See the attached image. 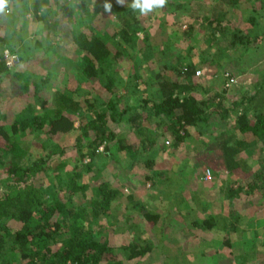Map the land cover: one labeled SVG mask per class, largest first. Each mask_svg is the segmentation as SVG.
Instances as JSON below:
<instances>
[{"label":"trees","instance_id":"16d2710c","mask_svg":"<svg viewBox=\"0 0 264 264\" xmlns=\"http://www.w3.org/2000/svg\"><path fill=\"white\" fill-rule=\"evenodd\" d=\"M19 1H22L20 10L18 6H13ZM176 1L168 0L165 7L172 11L173 19L174 15L179 16V20L173 22L172 27L169 26V32L173 30L169 36L175 39L171 46L164 45L159 51L154 50L153 45L150 48L140 47L145 41L136 37L137 22L128 24V28L121 25L115 27L114 32L107 36V41L102 39L104 36L101 33L88 29V24H85L82 29L72 30L75 32L70 45L72 50L66 56L67 60L77 57L73 61L80 73L77 84L72 86V79L69 78L66 85L59 83L46 88L39 79L35 80L27 71L21 72L16 68L26 63L27 58H34L31 50L44 48L43 44L52 38L58 39L53 42L55 47L63 44L64 40L58 35L60 27L56 17L59 14L51 13L53 5L48 3L49 0H9L8 8L0 14V27L7 28L6 33L0 36V99L4 94H9L22 106L6 112L0 108V264H101L103 261L122 264L119 258L107 259V256L117 257L118 252H128V259H140L153 250L145 237L138 234L140 226L136 221L129 220V228L135 233L132 243L120 248L117 253L104 236L101 219L109 217L113 205L123 202L126 197L122 188L98 172H93L100 156L118 161L130 159L132 167L137 164L140 170H145L141 178L144 184L164 187L166 194L178 197L185 207L193 202L198 203V200L204 201L206 193L203 192V199H200L198 189L205 184L208 171L212 179L218 171H238L241 174L239 187L228 184L225 195L231 217L229 230L238 231L235 222L240 215L233 204L240 193L245 190L246 193L258 191L264 198V160L258 158L249 164L244 158L245 152L254 146L259 150V156L264 157V77L256 84L254 93L243 91L241 99L233 101L231 106L225 104V95L233 87L220 92H209V88L205 89L208 92H202V96L196 94L205 87V80L217 75H221L223 88L224 71L220 72L224 63L232 59L238 44L246 45L250 39L241 30L236 32L233 19L228 18L229 13L239 14L241 0ZM105 2L111 3L112 10L116 12L123 7L111 0ZM73 3L85 5L84 0H74ZM58 4L59 0L56 6ZM70 4L68 0L60 2L62 12H70ZM101 5L103 7L104 4ZM29 13L39 23L36 33L29 29ZM257 18L251 21L255 24ZM201 21L205 24H201ZM165 22L169 24L168 20ZM193 22L197 23L198 31ZM185 24L187 29L184 30ZM208 29L211 30L210 35L205 34ZM146 32L145 38L149 40ZM201 33L208 46L218 43L215 51L210 50V55L197 53L195 46L190 45V41L193 38L197 40V35ZM257 37L254 36V40ZM27 38L33 39L30 46L26 44ZM177 40L186 43V49H179L175 53L173 48H179ZM126 47L134 53H128ZM5 50L19 57L15 67H8L4 60ZM152 52L155 55H173L168 73L157 70L144 76L140 72L154 57ZM57 55L62 58L60 54ZM127 58L132 61V71L124 76L121 66L117 68V65ZM200 69L205 73V78L196 75ZM77 71L71 73L74 79ZM90 79H95L99 85L100 89L96 92L82 85V82ZM120 88L125 90L127 96L141 92L142 98L135 105L120 109L122 99L116 91ZM104 92L110 97L103 99L101 95ZM236 109L240 110L236 111L233 126L213 135L208 140L213 145L206 142L205 148L198 152L204 155L202 166L206 169L195 175L196 186L192 189L191 199L187 200L183 192L190 188L178 194L174 181L177 176L174 177L172 171L168 175L166 170L159 169L155 157L149 156L158 136L151 128L152 124L154 128L165 126L169 129L174 138L172 145L175 153L189 137L192 128L208 124L213 117L228 119ZM76 120L79 121L77 127ZM110 122H128L138 132L139 143H131L124 136H118ZM39 132L47 138L42 142L41 152L35 155L31 149V139L25 136H38ZM68 134L74 137L72 143L60 145V139ZM170 144L169 141L167 145ZM68 151L76 154L77 162L62 158ZM54 156H58L56 164L50 163ZM69 164H72L70 170L67 169ZM190 172L194 174L192 170ZM179 176L182 178V175ZM91 188L94 195L89 197L87 194ZM77 195L84 199L83 202L75 201ZM218 195L217 190H212L205 196V201L212 205ZM127 197L128 203L135 200L133 195ZM136 204L142 208L140 212L151 227L161 221V213L146 210L141 202ZM194 217L193 227L202 230L216 227L209 218ZM13 223H17V226ZM223 229H227V226H223ZM249 234L245 233L244 236L248 237ZM254 236L253 240L257 241V236ZM256 251V247L252 248L247 258L253 259Z\"/></svg>","mask_w":264,"mask_h":264},{"label":"rangeland","instance_id":"374dc122","mask_svg":"<svg viewBox=\"0 0 264 264\" xmlns=\"http://www.w3.org/2000/svg\"><path fill=\"white\" fill-rule=\"evenodd\" d=\"M56 1L58 0H49L48 3L56 6ZM73 1L74 0H68L69 4L71 3L70 12L68 13L66 11L62 12L60 9V0L58 4L60 15L56 17V20H58L60 27L58 35L61 40H64L62 41L63 44L55 47L53 42L58 41V39L52 38L49 42L43 44L44 48L31 50L30 54L33 55L34 58L30 60L27 58L26 63H21L16 68L21 72L27 71L31 78L35 80L39 79V82L46 88H51L52 85L59 83L66 85L69 78L72 79V81H70L72 86L77 84L76 81L80 78V73L77 71L73 62L77 60V57L73 56L72 59L67 60L66 56L68 52L71 53L72 50V46L70 47V45L73 41V35L75 34L72 30L76 31L79 28L82 29L85 24H88V29L96 30L101 33L104 36L102 39L107 41L109 38L107 36L114 32L115 27L121 25L128 28V24L130 25L133 22H137V25L135 26L137 32L136 37L140 41H145L140 47L144 48L145 46H148V48H150L151 45H153L154 50L157 51L161 50L164 45L171 46L175 40L173 37L171 38V36H169L173 31L169 32V26L172 27V23L178 21L179 16L174 15L173 19L171 15L172 11L169 9L164 8L151 13L148 16H141L139 12H134L127 5L123 6L120 12H116L114 9L111 13L105 12L101 4H104L106 0H84L85 5L76 4L73 3ZM64 2L65 0H61V3ZM111 2L116 3V0H111ZM260 2V0L259 2L258 0H244L243 5L241 4V9L238 11L239 14L235 15L229 13L228 15L230 20L231 18L233 19V29H235L236 32L241 30L245 35L250 37V39L246 42L248 48L243 44L237 45L238 49L233 54L232 59L224 63L222 71L220 72L223 73V71H230L234 73L237 79V83L233 88L229 90V92H226L225 104L227 106H231L233 101L240 100L243 91L254 93V91H256V84L264 77V9L262 13L258 11V5ZM128 3H131V0H128ZM255 17H258V21L254 24L251 19ZM166 20L169 22L168 25L165 22ZM7 22L9 24L10 20ZM202 23L205 24V22L201 21V24ZM193 24L196 25V30L198 31L199 28L197 23L193 22ZM36 29H38V26H31V32L36 33ZM183 29H187L186 24L183 26ZM6 30L7 28L0 27V36H3L6 33ZM146 30V33L150 36L149 40L145 38ZM10 31L12 32V30ZM205 34L210 35L211 30L208 29ZM43 35L46 34L43 33ZM257 35L258 37L254 40V36ZM197 37V40L193 38L190 41V45L195 46L196 49L194 51L197 53L205 52L210 55V50L215 51L217 49L218 43L214 42L212 43V46H208L209 44L205 41L206 38H204L202 33L197 35ZM32 40V38L26 39L27 46L32 44ZM221 40L219 39L220 42ZM176 42L177 45H179V48H173L175 53L178 52L179 49H186V43L181 40H177ZM52 46H54V48H52ZM126 49L128 50V53H134L132 49H128L127 47ZM57 53L60 54L62 58L59 57ZM153 56L152 60L149 63H146L140 72L144 74V76H148L151 73L154 74L157 70L162 71V73L164 71L168 73L170 64L174 60L173 55L167 53H158V55H155L153 53ZM120 66L121 73L124 76H127L129 72L132 71V61H128V58L123 60L122 64L117 65V68ZM73 71H77L75 79L72 76L74 73ZM200 71L202 74L199 77H204L205 73L201 69ZM109 72L111 73V67L109 68ZM220 76L217 75L211 77L212 79L210 80H205V87H202L196 92V94L202 96V92H208L207 90L205 91V89L209 90V88V92H211V90L220 92L223 89L222 78ZM144 83H147V81H144ZM82 85L85 89H93L94 92L100 89L95 79L84 81L82 82ZM116 91L117 95L122 99V103L119 106L120 109L130 104L135 105L138 103V99L142 98L141 92L132 95L128 94L127 96L125 90L122 88ZM7 92L10 93L9 91ZM4 95L5 96L0 99V108L2 111L6 112L10 108H21L22 103L19 104V102L15 101L13 96L11 97L9 94ZM101 96L103 99L110 97L107 92H104ZM239 110L240 109L233 110L228 119L224 120L217 116L211 118V122L208 124L192 128L189 131V137L185 139L183 145L175 153L173 152L172 145L174 138L171 136L172 133L169 129L165 126L154 128V124H152L151 128L155 134H158V136H156V146L149 151V156L155 157L154 160L158 163L157 167L161 170H166L168 175H170V171L175 174L174 177L182 175V178H180V176L178 178L176 177L174 178V181L177 184L176 187L178 194L181 190L183 192L185 188H190V190L187 189V191L183 192L185 194L183 197L187 198V200L191 199V192H193L192 189L196 186L195 175L200 173L203 169H206L202 166L204 155H201L198 152L205 148L207 145L206 142H208L213 135H217L233 126L236 111L239 112ZM75 124L77 127L79 121L76 120ZM110 125L118 136H124L128 142L139 143L138 132L131 127L128 122L120 124L110 122ZM199 133L200 135H198ZM199 136L207 138L200 139ZM25 138L28 140L31 139V149L33 153L37 155L41 152L42 142L47 137L42 132H39L38 136L30 134L25 136ZM73 139L74 137L71 134L65 135L60 139V145L67 146L72 143ZM166 141H170L171 144L167 145ZM208 143L213 145L210 141ZM44 152L46 153V150ZM33 153L31 155L32 159L34 158ZM259 155V150L254 146L250 147L249 150L245 152L244 158L249 164H251L253 160H257L258 158H263L264 160V157ZM237 157H239V155ZM62 158H71L73 163L78 160L76 154L71 151L66 152ZM196 159H199L198 166H196ZM57 160L58 156H54L50 160V163L56 164ZM79 164L80 163H78V165ZM136 165L132 167L131 161L128 158L122 159L121 161L108 156H100L97 158L93 172H98L100 176L117 187L122 188L126 197V201L124 199L123 202H117L113 205L112 214L107 218L103 217L101 223L104 225V236L108 239L110 246L115 249V253H117L120 248H125L132 243L135 233L129 228V220L131 222L136 221V223L139 224L140 231L138 234L145 237L146 242L153 246V250L140 259H128V252H118L117 257L116 255H109L107 256V259L110 257V259H114V257L116 259L119 258L122 264H231L234 263V261L232 260L233 257L231 258L233 255L227 247L230 246L229 243H232L236 239L244 240L245 238L244 241L248 248L251 249L252 246L255 248L256 241L252 238H255L254 233L246 231V228L243 229L244 231L239 229H242L241 226H245L248 223L249 216L254 214L261 217L264 216V211L262 210L264 198L261 197L260 193H257L258 191H255L254 193H246L247 191L245 190V192L240 193V195L234 199L233 207L238 213L240 212V216L235 222L236 228L238 227L239 229L238 231L229 230L231 227V217L229 216V201L225 197L227 190H225V188H227L228 184L239 187V177L241 174L238 171H234L233 173H229L227 169L226 171L224 170L225 172L218 171V173H214L216 178L214 177L211 180H205V183H207L205 190H203L205 184L201 187L199 186L198 190L201 195H198V197L200 199H203L201 196L204 195V193L207 195L210 191L217 190L219 195L212 202V205L210 202L205 201V195L204 201L200 202L198 200V203L196 202L194 204L193 202L185 207L183 201L177 199L178 197L173 198L172 195L166 194L164 187L160 185L152 187L150 184H144L141 178L145 170H140ZM67 169H72V164H69ZM98 169L99 171H96ZM222 169H224V167H222ZM190 170H192L194 174H191ZM184 172L186 173L185 176L183 175ZM46 183L48 182L46 181ZM1 188L2 186L0 183V190ZM93 191V188H91L88 191L87 196L90 197L94 195ZM128 195L134 196L135 200L132 201L133 203H128ZM173 199L174 202L172 201ZM83 200L84 199H82L80 195L76 196V202H83ZM136 202H141L145 209L150 212L161 213V221L157 225L151 227L150 223H148V221L142 216V213L140 212L142 208L136 204ZM194 216L201 219L209 218L216 227L213 230H202L195 226L193 227V222H195ZM13 225L17 226V223H13ZM224 225L227 226V230L223 229ZM227 231L230 232L227 233ZM246 232L250 233L248 237L244 236ZM252 240L254 242H252ZM220 244L222 245L218 246ZM242 247H244L243 242L242 244L236 243V252H242ZM216 253H224L225 255H228L230 257V263L225 260L217 259V256H214ZM101 264H107V261H103Z\"/></svg>","mask_w":264,"mask_h":264},{"label":"crops","instance_id":"0c3cea01","mask_svg":"<svg viewBox=\"0 0 264 264\" xmlns=\"http://www.w3.org/2000/svg\"><path fill=\"white\" fill-rule=\"evenodd\" d=\"M181 1H183V0H177L176 2L180 3ZM260 1L261 2L258 5L259 6L258 11L262 13L263 9H264V0H260ZM60 2H61V0H60ZM240 2L241 3L239 6L241 7V4L243 5L244 0H241ZM258 2H259V0H258ZM56 3H57V1H56ZM13 6H18L17 7L18 10L22 9V1H19L18 4H14ZM47 9H49V8H47ZM54 12H56V13L58 12V14L60 15V11H59L58 6H53L51 13H54ZM27 22L29 24L28 26H29L30 31H31L32 25H34V26L39 25L38 21H36L30 13L28 14ZM210 122H211V119H210L209 123ZM208 135H212V134H208ZM206 185H207V183H205V186H203V190H205V188L207 187ZM209 185H211V184H209ZM226 189L227 188H225V190ZM217 205H219V204H217ZM202 208H203V206H202ZM262 210L264 211V209H262ZM249 217L250 218H249L248 223L245 226H241L242 229H239V228L238 229L241 231H244L243 229L246 228L247 229L246 231H250V232L254 233V235L257 236V241H256V246H255L257 248V251L253 255V259L249 260L247 258L248 254L251 251V249L254 247H251V249L248 248V246L246 245V243L244 241L245 238H244V240H242V239L237 240L236 239L233 242L230 241L232 243H229L230 246H227V247L230 249L231 254L233 255V256H231V258L233 257L232 260L234 261V263H231V264H264V258H263V255H264V216L261 217V216H257L254 214V215L249 216ZM249 222H251V224H249ZM224 226H226V225H224ZM225 230H227V229H225ZM229 232L230 231H227V233H229ZM246 233H249V232H246ZM252 238H254V237H252ZM242 242L244 243V247H242L243 251L242 252H236V249H237V248H235L236 243L242 244ZM201 245H204V244H201ZM221 245L222 244H220L218 246H221ZM233 250H235V252ZM262 252H263V254H262ZM245 253H246V255H245ZM216 256L218 257L217 259L225 260V261L230 263V257L228 255H225L224 253H221V254L216 253Z\"/></svg>","mask_w":264,"mask_h":264},{"label":"clouds","instance_id":"9594fccd","mask_svg":"<svg viewBox=\"0 0 264 264\" xmlns=\"http://www.w3.org/2000/svg\"><path fill=\"white\" fill-rule=\"evenodd\" d=\"M116 3L120 6L127 5L134 12H139L141 16H148L151 13L164 9L168 4V0H131V3H128V0H116ZM8 4L9 0H0V14L5 12ZM103 8L105 12L111 13L112 4L105 2Z\"/></svg>","mask_w":264,"mask_h":264},{"label":"built area","instance_id":"2783aa9c","mask_svg":"<svg viewBox=\"0 0 264 264\" xmlns=\"http://www.w3.org/2000/svg\"><path fill=\"white\" fill-rule=\"evenodd\" d=\"M3 53H4V60L6 61L8 67L10 68L15 67L16 64L19 62V57L16 54H12L9 50H5ZM201 74L202 72L200 70L196 72V75L198 76H200ZM222 77L224 79L223 89H230L237 83L236 77L232 73H230V71H224ZM166 143L169 144V141H167ZM86 160L88 161L89 159ZM211 179H212V174L211 172L208 171L206 174V180H211Z\"/></svg>","mask_w":264,"mask_h":264}]
</instances>
